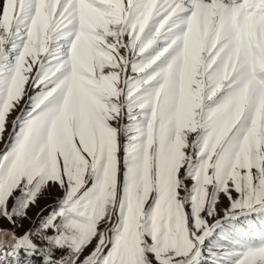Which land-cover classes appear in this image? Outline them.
<instances>
[{
    "label": "snow or ice",
    "instance_id": "snow-or-ice-1",
    "mask_svg": "<svg viewBox=\"0 0 264 264\" xmlns=\"http://www.w3.org/2000/svg\"><path fill=\"white\" fill-rule=\"evenodd\" d=\"M0 264H264V0H0Z\"/></svg>",
    "mask_w": 264,
    "mask_h": 264
},
{
    "label": "rangeland",
    "instance_id": "rangeland-1",
    "mask_svg": "<svg viewBox=\"0 0 264 264\" xmlns=\"http://www.w3.org/2000/svg\"><path fill=\"white\" fill-rule=\"evenodd\" d=\"M45 204V201H41V206H43ZM36 210L34 209L33 212H35Z\"/></svg>",
    "mask_w": 264,
    "mask_h": 264
}]
</instances>
